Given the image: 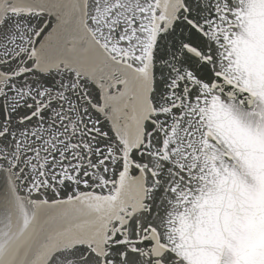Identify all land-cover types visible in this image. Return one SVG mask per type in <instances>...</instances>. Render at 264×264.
<instances>
[{"label": "snow or ice", "instance_id": "obj_1", "mask_svg": "<svg viewBox=\"0 0 264 264\" xmlns=\"http://www.w3.org/2000/svg\"><path fill=\"white\" fill-rule=\"evenodd\" d=\"M0 264H264V0H0Z\"/></svg>", "mask_w": 264, "mask_h": 264}]
</instances>
